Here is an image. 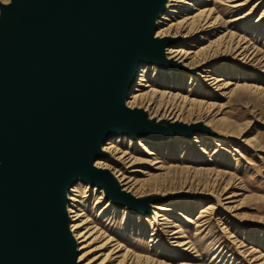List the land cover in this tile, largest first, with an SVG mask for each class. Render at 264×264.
<instances>
[{"label":"water","instance_id":"water-1","mask_svg":"<svg viewBox=\"0 0 264 264\" xmlns=\"http://www.w3.org/2000/svg\"><path fill=\"white\" fill-rule=\"evenodd\" d=\"M165 0L0 1V264H78L68 191L98 185L117 206L150 211L95 165L115 135L168 139L207 130L127 105L143 61L185 70L156 37Z\"/></svg>","mask_w":264,"mask_h":264},{"label":"rangeland","instance_id":"rangeland-1","mask_svg":"<svg viewBox=\"0 0 264 264\" xmlns=\"http://www.w3.org/2000/svg\"><path fill=\"white\" fill-rule=\"evenodd\" d=\"M204 7L212 10L208 21L217 27L207 36L210 40L204 41L201 33L191 39L177 36L172 46L198 52L224 34L223 41L228 40V32L236 34V41L245 38L247 43L240 49L238 46L231 57L225 54L204 65H183L185 70L168 71L144 64L139 81L142 75L146 81H140L142 85H137L133 93L137 89L154 95L158 103L145 102L142 107L155 117L168 120L178 116L187 123L210 122L211 128L226 134H203L202 138L201 133H196L191 139L177 137L161 143L144 139L145 147L127 136L117 138V156L123 155L126 162L113 165L112 171L119 180L127 176L123 182L133 185L137 196L159 190L158 196L185 193L191 197L166 201L167 209L160 214H167L178 227L172 223L165 228L141 215L125 222L123 209L106 208L99 191L80 184L77 192L71 190L70 194L79 195L87 214L104 232L94 248L109 234L127 249L162 264H264V0H182L176 3L170 19L158 27L178 22L188 14L196 15ZM232 19L235 21L227 24ZM213 46L208 49H215L216 45ZM246 46L247 57L239 56ZM204 68L224 81L213 84L200 78ZM195 69L197 72H192ZM226 80L234 85L223 87ZM209 203L213 208L205 214L213 215L199 218ZM153 212L155 215L154 209ZM176 228L183 232L177 235L179 239L170 235ZM185 241H190L184 246L189 250L182 253L178 249L183 247L178 244ZM112 244L103 251H95L91 256L96 257L94 264H102ZM124 249L119 255L125 253ZM113 259L103 264H117L120 260ZM142 263L154 264H134Z\"/></svg>","mask_w":264,"mask_h":264},{"label":"bare ground","instance_id":"bare-ground-1","mask_svg":"<svg viewBox=\"0 0 264 264\" xmlns=\"http://www.w3.org/2000/svg\"><path fill=\"white\" fill-rule=\"evenodd\" d=\"M0 1H2L3 3H9L11 0H0ZM179 1H182V0H165L164 8L161 11V13L159 14V17L157 18V21H156V29H155L156 37L169 36V37L178 39V38H176L177 36H182V38L191 39L195 34L201 33L204 36L203 40L209 41L210 39L207 36L210 35V31H212L213 29H216L217 27L215 26L216 24H214L213 22L210 23L208 21L209 15L211 14L212 10L207 9L206 7L199 9L201 11L196 15L188 14L187 16H185L184 19H182L178 22H172L170 24H165L161 27H158V25L160 23H162L165 20L170 19L169 16L171 13H174L173 12L174 7H175L176 3ZM203 1L207 2L208 0H203ZM190 5H192V4H190ZM237 6H238V4L234 5L233 7H237ZM195 10H198V9L196 8ZM246 16H248V15H246ZM242 18L243 17L238 18V19H242ZM203 21H204V23L202 24L201 22H203ZM234 21H235V19L228 20L227 24L232 23ZM193 23L194 24L196 23V25H194ZM223 36H220L217 40L212 41L210 43V46H208V47L204 46L203 48L200 49L201 51L199 50L198 52H194L193 50L186 51L182 47H174V46H172L173 44H171V45L167 46L165 53L169 59L176 60L185 66L193 67V66L204 65L210 59H215V58L218 59V58L224 56L225 54L229 55L231 57L232 53L234 51H236V48L238 49V46L240 49L242 47L243 43L244 44L247 43L245 41V38H240L236 41L237 37H236V34L234 35L233 32L227 33V36H229L228 40L223 41V39H222ZM233 37H234V39H233ZM234 41H236L235 42L237 44L236 47L233 46ZM213 45H216V48L209 50L208 48L212 47ZM247 47L248 46L244 47L242 52L239 53L238 55L239 56H241V55L246 56ZM208 52L210 53L209 55H208ZM144 64L150 65L149 63H146L143 61L139 62L138 66H137L135 80L132 82V84L129 88L128 94H127L126 103L131 108L139 107V108L144 109L147 112L149 119H155L157 121H160V120H163L162 118L164 116L155 117L153 113H149L147 111V108L142 107L143 103H145V102H150V104L155 103V102L158 103V101L155 100L154 95L150 94V93H146L144 91L140 92L137 89H136L137 92L133 93V91L135 90L137 85L138 86L142 85L140 81H146L144 75H142V78L139 81L140 71H141V68L143 67ZM150 66H157V68H159V69L167 70L164 68H160L156 64H153ZM168 71H171V70L168 69ZM192 72L196 73L197 69L193 70ZM200 78L205 79V80H210L211 82L213 81L212 82L213 84H219L221 81H224L221 77L215 76L214 73H212V71L208 70L207 68L202 69V71L200 73ZM232 85H234L233 81L226 80L224 82L223 87H230ZM159 106L160 105H158V107ZM179 107H178V109H179ZM172 109H174V108H172ZM168 120L171 122H184L178 116L169 117ZM197 121H199V120H196L195 122H192V123H187V122H184V123L193 124V123H198ZM204 125L207 127V130L196 131L190 137H183V136H180L179 134L173 135V136L169 137L168 139H151V138H144V137L133 138L128 134H119V135L112 136L107 140L108 143L106 142L103 145L102 149L104 151V154L95 160V165L99 168L109 169L115 175L116 172L112 171V169H114L113 165L117 166V165H120V164H123L124 162H126V159L124 158L123 155L117 156V153L119 151L116 152L117 151L116 146L114 145V142L117 140V138L122 137V136H127L132 140H138L139 144L143 145L145 147L146 144L143 143L144 139L146 141H152L153 143H161L160 141H169V140L175 139L177 137H181V138H185V139H191L196 133H201L199 135V137H202V138L204 137L203 134H205V135L211 134L212 137H216L217 134L218 135H225L226 134L222 131H219V130L216 131L215 129L211 128L210 125H212V124L210 122H208L206 124L204 123ZM215 133H216V135H215ZM230 135L231 134H228V136H230ZM150 154H152V152ZM158 168H160V167H158ZM118 176H119V174H118ZM115 177L118 179L122 189L127 191V192L132 193L136 198H141V197H145V196L158 195L159 194L158 193L159 190L158 191L154 190L153 194L137 196L136 195L137 190L136 191L134 190L135 187H133V185H129L128 182H123L124 179L128 178L127 176H125V178L121 179V180H119V178L116 175H115ZM82 183L84 185L89 186L92 189L94 188L95 190L100 192L101 199L105 198L106 208L113 207L114 209H117V208H120V210L123 209L122 210L123 214H124L123 220H125V222L128 221L127 219L129 217L131 218V217H134V215H141V216H145L146 219L148 221H150L152 224L156 223V225H157V223H158V226H162L165 228H168V226H170V224H172V223H173V227H178L176 222L171 220V217L166 216L167 214L166 215L160 214L162 211L167 209V205L165 204V203H167L166 201L170 200L171 198L182 197V196L191 197V196H189L185 193L184 194H174V195H170V196H166V195L164 196V195L160 194L161 197L159 199V202L151 201L150 211L143 214V213H136V212L130 211L128 206H126V205L122 206V207L117 206L115 203H113V201L111 199L106 197L105 191L102 187H100L98 185H91L89 183L84 182L81 179H79L68 191L67 211H68V216H69V228H70V231H71V233H72V235L75 238L76 243H77V252H78L77 263L78 264H94L96 261V257L92 258L91 256L95 253V251H97V250L103 251L111 243H113L111 245V250L106 254V256L103 253L104 257H105L104 261H106V260L111 261V259H113V257L115 256V258L113 260L120 259L117 264H127L128 261H131L134 263L135 262L139 263V261H145V262L151 261L154 263L156 261L154 264H162L163 263L162 261H158L156 259L153 260L149 256H142L135 251L127 249V247H124V244L122 242H120L118 239H115V237H112L109 234L106 236L107 239H105L101 243V245L94 248L95 243H97L96 241L104 235V232L100 231L101 229L98 228V225H95V222L93 221V219L87 214V212L85 211L86 209L84 206V201L77 197L79 195L71 196V194H70L72 191L77 192V188ZM188 203L190 204L191 202L189 201ZM212 208H213V205L211 203H209L207 205V207L205 209H203L202 212L199 214V218H205L209 215H213V212H211L209 215L205 214L208 212V210H211ZM153 209L155 211L156 217L154 215ZM182 216H184V215L182 214ZM186 219L189 220V218H187V217H186ZM157 220H158V222H157ZM159 220H160V222H159ZM181 232H180V230H178V228H176L174 231H172L170 233V235H172V237L174 236L173 238L179 239L180 237L177 235H179ZM156 234L157 233H154L153 235H156ZM182 234H183V232H182ZM150 241H154V240H150ZM189 244H190V241H185L184 243L178 244L179 247H183V248H181L182 250L181 249H178V250L181 251L182 253H187L189 248L187 249L184 246H186V245L188 246ZM78 245H79V247H78ZM123 248H125L124 249L125 253H123L122 255H119L122 252ZM104 261L102 262V264L104 263ZM182 264H186V263H182Z\"/></svg>","mask_w":264,"mask_h":264}]
</instances>
